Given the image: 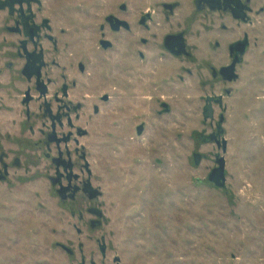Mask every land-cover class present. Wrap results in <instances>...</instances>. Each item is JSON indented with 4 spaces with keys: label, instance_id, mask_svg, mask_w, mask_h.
Wrapping results in <instances>:
<instances>
[{
    "label": "rangeland",
    "instance_id": "rangeland-1",
    "mask_svg": "<svg viewBox=\"0 0 264 264\" xmlns=\"http://www.w3.org/2000/svg\"><path fill=\"white\" fill-rule=\"evenodd\" d=\"M163 1L176 0H43L41 16L67 31L69 43L66 57L48 59L68 60L70 84L77 83L71 100L85 106L75 122L84 136L74 131L70 148L86 153L89 181L99 195L91 200L79 192L62 202L44 177L49 162L38 161L36 186L30 187L35 193L22 190L14 198L0 188V264H264V14L245 28L251 48L236 81H207L203 61L209 55L215 63L225 54L211 53L205 43L196 52L198 63L166 55L159 78L140 79L141 62L131 53L142 45L137 21L148 8L156 12L152 34L160 39ZM121 4L131 7L133 32L102 31L105 17ZM8 21L0 12V104L6 77L17 76L3 68L4 61L13 66L15 56L14 38L4 41ZM103 33L114 43L110 52L98 50ZM239 34L232 27L225 35L232 41ZM83 53L94 60L88 59L82 79L72 68ZM220 94L222 109L215 106L214 121L205 120L206 97ZM105 95L109 102L99 99ZM221 114L226 154L209 139ZM194 154L203 157L199 166ZM220 157L226 160V188L209 181ZM97 221L101 225L93 228Z\"/></svg>",
    "mask_w": 264,
    "mask_h": 264
},
{
    "label": "flooded vegetation",
    "instance_id": "flooded-vegetation-1",
    "mask_svg": "<svg viewBox=\"0 0 264 264\" xmlns=\"http://www.w3.org/2000/svg\"><path fill=\"white\" fill-rule=\"evenodd\" d=\"M262 1L264 0L163 1L159 14L163 20L160 25L163 34L160 39L152 34L151 26L155 21L156 12L152 13L149 8L146 9L137 21L143 33L140 38L142 45L131 52L132 61L141 62L138 64L142 65V69L137 72L140 73V79H149L150 76L159 78L161 62L166 55L176 60L198 63L196 52L201 48V44L205 43L211 53L223 50L225 54L215 63L212 62V56L207 55V60L203 61L207 67V81L224 84L236 81L237 67L243 63L251 48V39L245 28L253 26L264 14ZM43 6V0H0V12L6 13L10 22L5 28L4 41L6 42L7 37L14 38L11 43L15 56L10 63L20 65L8 66L7 61L3 63L4 69L7 66L10 70H16L17 76L6 77L7 81L2 82L0 188L3 196L10 194L14 198L15 192L22 190L24 195H28L25 192L27 190L35 193L30 189L35 183L33 172L38 169L39 162L43 164L48 161L44 177L49 189L51 191L56 186L59 199L67 203L68 200L74 201L79 192L89 197L92 190L94 191L89 181L92 171L90 164L87 167L89 162L86 153L70 148L76 134L84 136V132L75 122L81 120L85 106L71 100L72 87H76L77 83L72 81L70 84V65L66 62L68 60L58 63L55 59H48L52 54L66 57L69 43L64 42L63 38L67 36V31L63 28L58 30L51 18L41 16ZM130 8L125 4L116 6L114 12L105 17L101 30L114 34L121 31L132 33L133 21L127 18ZM258 23L260 24L261 20H258ZM232 27L240 30V37L230 41L225 34H228ZM215 31L216 35L213 36ZM113 49L114 43L103 33L98 41V50L110 52ZM81 58L82 62L74 65L72 70H75L74 75L83 79L89 68L88 59L92 61L94 58L84 53ZM231 67H235L237 76L233 81H230L234 76L229 72ZM54 70L60 71L59 78L52 76ZM186 72L193 75L190 71ZM130 73L134 74L133 70ZM6 86L9 88H5ZM12 97L15 100H12ZM224 98L221 94L207 96L204 113L206 107L211 105L212 115L215 117L214 107L222 109ZM9 99L12 102L8 103ZM99 99L109 102L110 97L105 95ZM92 110L99 115V105H94ZM34 120H39L40 125H35ZM35 152L39 153V156L34 155L37 154ZM85 174L88 175V180H85ZM95 211L97 210L91 209L90 213L94 215ZM95 223L92 222V226ZM103 257H106V254Z\"/></svg>",
    "mask_w": 264,
    "mask_h": 264
},
{
    "label": "water",
    "instance_id": "water-1",
    "mask_svg": "<svg viewBox=\"0 0 264 264\" xmlns=\"http://www.w3.org/2000/svg\"><path fill=\"white\" fill-rule=\"evenodd\" d=\"M229 72L234 75L233 78H230V81H233L234 79L237 78V76L235 75V67H231L229 69ZM167 108V106H165ZM204 118L205 120L208 119H214L213 115H212V110H211V105H208L205 109V113H204ZM225 122V117L221 116L220 120H219V124H218V130L217 132H215L214 134H212L209 139L211 142H215L218 146L219 149H221L223 151L224 154L227 153L228 150V141L222 137L224 134V129H223V124ZM138 134L142 135L144 128L143 126H140L138 128ZM202 155L200 154H194V162L195 165L199 166L202 162ZM217 164L218 167L215 168L212 173L209 176V181L211 183H213L215 186L220 187V188H226V160L225 157H220L217 160ZM89 166V163H87V167ZM98 192L97 191H93L90 193V199H95L98 197ZM94 215L98 218H102L103 217V213L99 210L94 212ZM101 222L97 221L92 227L95 228L97 226H100ZM101 252L103 255L106 254V246L105 244H103V246L101 247Z\"/></svg>",
    "mask_w": 264,
    "mask_h": 264
}]
</instances>
